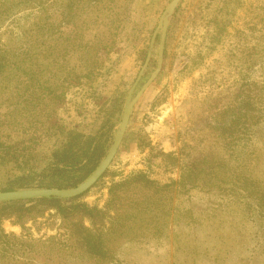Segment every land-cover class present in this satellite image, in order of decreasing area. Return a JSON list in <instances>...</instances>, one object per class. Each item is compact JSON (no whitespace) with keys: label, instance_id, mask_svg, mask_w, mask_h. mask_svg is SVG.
Masks as SVG:
<instances>
[{"label":"rangeland","instance_id":"obj_1","mask_svg":"<svg viewBox=\"0 0 264 264\" xmlns=\"http://www.w3.org/2000/svg\"><path fill=\"white\" fill-rule=\"evenodd\" d=\"M171 1L0 0V55L9 61L0 74V140L48 133L33 153L38 169L63 139L55 125L103 126L111 148L150 51L133 96L158 66L168 24L162 70L136 102L117 155L73 198L95 217L45 207L0 216V250L21 254L0 264H264V0H181L168 16ZM232 111L237 122L224 140L213 122L228 124ZM167 152L209 153L226 167L208 185L178 187ZM138 171L172 186L110 191ZM20 174L13 162L0 165V191ZM135 203L147 204L156 228L145 218L109 233ZM78 228L103 231L105 258L80 250Z\"/></svg>","mask_w":264,"mask_h":264},{"label":"trees","instance_id":"obj_2","mask_svg":"<svg viewBox=\"0 0 264 264\" xmlns=\"http://www.w3.org/2000/svg\"><path fill=\"white\" fill-rule=\"evenodd\" d=\"M7 65H9V61L5 58V54L0 55V74ZM244 105L246 106V104ZM233 114H235V118L228 124L223 121L213 122L216 128H221L224 140L232 136L234 132L237 114L232 111L229 117ZM244 116H247V114L244 113ZM55 127L58 131L57 134L63 137V139L61 142L59 141V144L51 152L50 161L41 169H38L39 167L35 165L32 157L38 143L44 137L48 136V133L41 131L34 140L32 138L31 141H21L16 144H7L3 142L4 140H0V165L13 162L21 171V174L13 180L12 187L5 191H12L24 187L58 189L76 187L96 169L109 151L103 126L89 133L75 129L67 130L62 125H55ZM50 130H52V127ZM167 153L166 155L170 156L178 165L179 179L176 185L182 188L208 185L211 179L220 176L217 168L221 169L226 167L225 163L216 157H211L212 155L209 153L197 156L188 155L187 157H176L172 152ZM138 185L158 191L157 189L171 187L172 183L160 184L155 179H152L147 171H138L115 183L110 191L113 192L117 188L124 189ZM114 199L117 198L114 197ZM27 204H30V208L28 209L26 208ZM133 205L135 206V210L125 212L126 215L118 219L116 218V222H112L109 233L110 230H112L111 233H115L117 231L116 227L120 224L121 228H126L128 222L136 224L140 220L141 223L144 222L145 218H147L146 223L152 225L155 217H148L147 204L135 203ZM41 207H45L44 210L55 208L64 217H73L79 214H88L95 217L93 215L94 210L89 209L87 205L76 203L73 198L62 199L58 197L0 203V216L3 218L10 217L17 212L25 211V209L30 210L29 212H32L34 209V211L38 210L39 212V208ZM153 227L156 228V226ZM77 231H80L76 233L81 244L80 250H83L86 256L100 260L107 256L108 248L106 246V240H104L103 231H93L89 228L85 230L78 228ZM68 249L70 250L68 256H72L77 248L70 246ZM58 250L65 251L63 248H59ZM61 251H58V253ZM17 256L19 258L21 257L20 249L18 248L7 247L0 250V257L8 260L9 258L15 259Z\"/></svg>","mask_w":264,"mask_h":264},{"label":"water","instance_id":"obj_3","mask_svg":"<svg viewBox=\"0 0 264 264\" xmlns=\"http://www.w3.org/2000/svg\"><path fill=\"white\" fill-rule=\"evenodd\" d=\"M181 0H172L170 4L168 5L166 12L167 15H171L178 5V3ZM160 27V26H159ZM167 22L163 23L162 27V37H161V43L159 46V59H158V66L155 70V72L151 75V77L148 79V81L142 86V88L138 91V93L133 96L135 87L137 85L138 80L140 79L144 69L146 68L152 52L150 51L148 53L147 60L141 69L139 76L137 78L136 83L134 84L132 90L130 91L123 111L122 120L120 122V125L118 127V130L116 131L114 142L109 149L107 155L105 158L100 162V164L96 167V169L79 185L73 188L69 189H58V188H22L12 191H0V203L2 202H10V201H17V200H28V199H38V198H51V197H58V198H74L77 197L84 192H86L88 189H90L105 173V171L108 169L112 161L114 160L115 156L117 155L123 140L124 136L126 134V131L129 126V122L131 119L132 112L134 110V106L140 96L144 93V91L153 83V81L156 79L160 71L163 67V61H164V54H165V41H166V33H167ZM159 29V28H158Z\"/></svg>","mask_w":264,"mask_h":264}]
</instances>
